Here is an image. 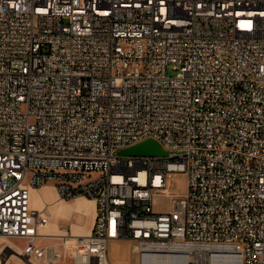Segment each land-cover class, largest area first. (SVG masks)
I'll use <instances>...</instances> for the list:
<instances>
[{
  "label": "built area",
  "instance_id": "2783aa9c",
  "mask_svg": "<svg viewBox=\"0 0 264 264\" xmlns=\"http://www.w3.org/2000/svg\"><path fill=\"white\" fill-rule=\"evenodd\" d=\"M148 139L165 154H119ZM49 183L94 200L72 264L117 240L264 264V0H0V264L60 261L32 203Z\"/></svg>",
  "mask_w": 264,
  "mask_h": 264
},
{
  "label": "rangeland",
  "instance_id": "374dc122",
  "mask_svg": "<svg viewBox=\"0 0 264 264\" xmlns=\"http://www.w3.org/2000/svg\"><path fill=\"white\" fill-rule=\"evenodd\" d=\"M167 72L169 75L174 76L176 71L172 69V66L169 65ZM44 186H50L52 190V198L50 202L46 201L48 199L47 193L48 188ZM186 186V176L183 173L174 174L171 176V183L169 191L172 193H183ZM36 200L38 205H33L36 208L46 209V213L48 215V224L41 230L48 231L51 224L53 227L58 226L62 232L57 231L59 234H73V235H87L89 233V214L90 208L86 204V197H80L81 200L85 203L82 204L77 199L63 200L58 198L55 193L52 185L45 184L39 190H37ZM35 192V191H34ZM76 198V197H75ZM172 197L160 196L158 197V207L160 210H167L170 207V200ZM59 202L61 204L59 210L62 211L57 215L50 216L49 210H52V206ZM51 226V227H52ZM48 233V232H47ZM77 237H75L76 239ZM5 239L0 237V248L5 244ZM15 242L19 245L22 244V241L15 240ZM42 244H45L49 247H54L59 250L62 254L60 261L57 264H72V250L75 244V241H67L64 243L63 237L57 236H49L48 238L40 239ZM122 246L118 250H112V262L111 264H141V255L136 251V244L132 241H121ZM11 264H18L14 260L11 261ZM201 264V263H198Z\"/></svg>",
  "mask_w": 264,
  "mask_h": 264
},
{
  "label": "crops",
  "instance_id": "0c3cea01",
  "mask_svg": "<svg viewBox=\"0 0 264 264\" xmlns=\"http://www.w3.org/2000/svg\"><path fill=\"white\" fill-rule=\"evenodd\" d=\"M173 176V175H172ZM44 187H47L48 188V193H47V196H48V199L46 198V201L47 202H50V200H51V198H52V190H51V187L50 186H44ZM37 192L38 191H33V193H32V203H33V205H35V204H37L38 205V202H37V200H36V196H37ZM78 197H80V196H78ZM79 200H80V202L82 203V204H85L82 200H81V198H79ZM88 206H89V208H90V214H89V227H88V231L90 232V230H91V227H92V224H93V221H94V217H95V206H94V200L93 199H88V201H87V203H86ZM60 206H61V204L59 203V202H57V203H55L53 206H52V210L50 211L49 210V215L50 216H52L53 215V213H54V215H57V214H59L60 212H62V211H60L59 210V208H60ZM51 226H52V224H51ZM50 226V228L48 229V231H46V232H48V234L49 235H51V236H57V237H61L60 236V234L57 232L58 230H59V232H62L60 229H59V227L58 226H56V227H51ZM122 246V243H121V241H111L110 242V244H109V260H110V262H112V258H113V255H112V250H114V249H119L120 247ZM113 263V262H112Z\"/></svg>",
  "mask_w": 264,
  "mask_h": 264
},
{
  "label": "water",
  "instance_id": "95a60500",
  "mask_svg": "<svg viewBox=\"0 0 264 264\" xmlns=\"http://www.w3.org/2000/svg\"><path fill=\"white\" fill-rule=\"evenodd\" d=\"M119 154L127 155V156L164 155L165 151L161 149L160 145L157 142H155L154 140L148 139L136 145L120 150ZM142 263L149 264L150 261L148 259L142 258L141 264Z\"/></svg>",
  "mask_w": 264,
  "mask_h": 264
},
{
  "label": "bare ground",
  "instance_id": "6f19581e",
  "mask_svg": "<svg viewBox=\"0 0 264 264\" xmlns=\"http://www.w3.org/2000/svg\"><path fill=\"white\" fill-rule=\"evenodd\" d=\"M173 177V176H172ZM81 197V196H80ZM80 197H76L74 199H77V198H80ZM83 197V196H82ZM87 200L90 199V198H86ZM47 227V226H46ZM45 227V228H46ZM62 231V230H61ZM43 235H49L47 232L43 231L42 232ZM86 235V234H85ZM61 237H63L64 239V243H67V241H75V237H77V235H73V234H60ZM78 236H82V235H78ZM114 250H117V249H114ZM4 251L3 252H0V257H3L4 256ZM154 254V253H153ZM7 257L9 256V253L6 255ZM143 264V263H142ZM149 264H171L169 263L168 259L166 256H159V255H156L154 254L153 255V259H152V262H150ZM215 264H237V262L234 260L233 257H230L227 262L225 261H215Z\"/></svg>",
  "mask_w": 264,
  "mask_h": 264
}]
</instances>
